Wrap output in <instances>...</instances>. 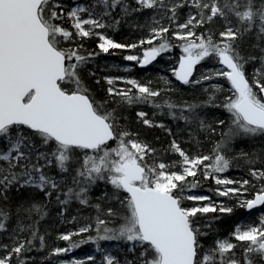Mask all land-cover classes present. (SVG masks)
<instances>
[{
	"label": "snow or ice",
	"instance_id": "6c2138e0",
	"mask_svg": "<svg viewBox=\"0 0 264 264\" xmlns=\"http://www.w3.org/2000/svg\"><path fill=\"white\" fill-rule=\"evenodd\" d=\"M134 2L135 7L126 0H93L88 6L78 4L66 10L61 0H0V199L7 200L12 190L35 189L46 198L55 194L62 206L72 200L89 205V193L97 182L111 185L113 195L109 197L105 192L97 199L115 200L119 208L109 207L105 211L99 203L92 205L105 216L95 217L96 235L72 242L73 236L90 232L92 224L59 234L57 240L68 242V246L52 248L53 256L89 241H125L131 245L130 253L139 249L138 256L127 264H254V256L264 262V215L257 224L236 225L230 236L238 243L217 239L214 246L205 249L200 237L207 234L195 223L197 215L231 213L233 208L214 204L208 196L185 195L186 190L199 187L197 178L201 174L205 180L211 178L218 186H224L216 189L219 196H240L250 184L247 179L233 181L216 174L230 168L231 160L224 153L234 141L264 136V55L259 57L261 67L254 69L250 80L245 66L258 58L243 56L235 43L253 30L258 39L264 38V0ZM97 6H102V11L97 12ZM185 6L195 12L189 11L185 21L178 23V10ZM116 10L122 16L160 10L168 26L154 16L155 26L150 27L146 38L134 44L117 43L97 31L115 26L102 20ZM218 17L225 22L218 39L210 31L199 34L195 31ZM230 17H235L239 26H231ZM65 19L71 21L70 28L63 25ZM119 23L117 19L115 24ZM169 33L178 45L167 38ZM93 36L99 41L100 52L106 54L112 49L142 48L141 55L124 57L141 67L178 46L181 54L170 72L183 85H200L218 77L227 81V89L216 83L204 88L207 99L200 103L177 104L170 100L156 102L164 92L171 91L169 88L154 90L150 81L105 77L111 102L166 108L174 120L198 122V127L210 134L206 139L218 135L207 154H189L173 139L168 151L180 159L165 163L155 148L139 139L138 133L120 124L116 108L107 106L109 101H97L91 95L81 79L80 69L98 53L81 54L83 44L79 41ZM208 58H215L221 67L192 79L195 67ZM161 79L166 85L171 83L166 77ZM118 81L129 87H117ZM218 94H224L219 102ZM203 107L223 108L229 114L228 120L217 119L213 127L198 116L197 109ZM136 115L146 127H164L149 119L144 111ZM239 158L249 165L253 179L264 180V156L260 152H241ZM258 163L262 166L256 167ZM233 184L239 187H228ZM185 200L208 203L185 207ZM259 205H264V184L252 199H240L237 206L251 210ZM19 211L29 215L36 212L41 218L47 215L36 202L27 208L21 206ZM9 219L10 213L0 208V232L8 230ZM26 231L30 237L20 238V233ZM11 238V246L0 244L3 252L0 264H13V258L16 264H27L25 253L32 250L34 239H39L40 248L45 247L44 236L31 224L19 223ZM240 246L242 257L238 258L234 250ZM97 250L103 251L98 243ZM94 259L87 257L88 261ZM103 261L118 264L112 255H104ZM61 264H85V261L74 259Z\"/></svg>",
	"mask_w": 264,
	"mask_h": 264
},
{
	"label": "trees",
	"instance_id": "16d2710c",
	"mask_svg": "<svg viewBox=\"0 0 264 264\" xmlns=\"http://www.w3.org/2000/svg\"><path fill=\"white\" fill-rule=\"evenodd\" d=\"M61 2L67 10L76 4L88 6L93 3V0H61ZM126 2L133 7L136 6L134 0H126ZM256 2L259 3V0H256ZM221 3H223V0H221ZM96 11H102V6H97ZM189 11L195 12V9H190L187 6L179 9L177 22L183 23ZM154 16L156 20H160L162 24L168 26V20L160 10H142L139 13H132L128 16H122L119 10H116L112 16L104 17L102 20L106 25L115 26L98 29L97 31L104 32L117 43H138V41L149 35L150 27L155 26L153 20ZM117 19L120 20L119 24H115ZM229 19L231 21V26H239V22L235 17H230ZM63 25L70 28L71 21L65 19ZM172 27L174 28L175 26L173 25ZM224 27V20L218 17L212 22L198 27L195 31L198 34L210 31L214 37L218 39L219 32L223 31ZM167 38L174 45L179 44L178 41L171 37V33L168 34ZM79 43L83 44L81 54L87 55L89 52L98 53V55L91 57L80 69L81 79L90 89L91 95L97 101H109L107 106L108 108H116V115L120 118V124L124 125L131 132L138 133L139 139L146 141L157 150V156L161 160L168 163L180 159L177 154L168 151L169 145L173 139H175L189 154H207L210 151L213 141L219 139L218 135L206 139L210 134L202 131L198 127V122L188 124L183 120H174L167 114L166 108L162 110L155 109L152 105L147 103L128 106L126 104L118 105L111 102L107 93L108 85L105 77H132L141 83H148L150 81V86L154 90L169 88L171 91L164 92L156 102L161 103L163 100H170L177 104H182L184 102L200 103L207 99V94L203 90L213 83L220 84L227 89L229 85L224 78L218 77L211 81H205L200 85H183L176 82L170 69L176 65L181 54V49L178 46L158 56V64L156 67L143 68L137 66L126 71L123 69L120 70L116 66L121 65L122 60L129 53L141 54L143 51L142 48L112 49L106 54L100 52L97 47L99 41L95 36L79 41ZM235 43L243 56L247 57L251 55L258 58L245 66L246 74L251 80L254 69L261 67L259 57L264 55V53L261 52V49H264V38L258 39L255 30H253L250 33H245ZM256 45H258V47H254ZM65 46L68 45L66 44ZM72 46H75V44ZM145 47H147V45H145ZM219 68L220 65L215 58H208L198 65L193 79H198L202 74H205L203 70L208 72L209 70L215 71ZM161 77H166L171 83L166 85ZM97 81H99V83H97ZM218 96L219 100L217 102L223 100L224 94H218ZM138 111L146 112L149 119H152L156 123H162L164 127L149 128L144 126L137 118L136 113ZM153 113H155V115H153ZM185 114L187 115L188 113ZM197 114L201 119L212 124L213 127H216L214 123L215 120L222 119L227 121L229 117V114L223 108L219 107L199 108L197 109ZM177 115H179L178 111ZM125 117L127 119H124ZM219 131L220 128H217V132ZM193 137H195V139H193ZM253 151L260 152V154L264 156V136L238 138L224 153L230 158L231 166L225 171L226 175H220L235 181H242L244 179L250 181V184L246 186L247 191L243 192L242 195L234 197L217 195L216 189L218 187L221 188L222 185L218 186L211 178L205 180L202 174L197 178L200 182L199 187L185 191V195H192L195 193L208 195L212 199L221 201V203L226 206L233 208L231 213H220L217 211L215 213L197 215L195 223L200 227L201 232L207 234L200 237V242L205 249L214 246V242L217 239H230L232 242L238 243L230 236V233L234 231L236 225L257 224L259 223L260 217L264 215V205L256 206L251 210L237 206L240 199L253 198L255 192L260 189L261 184H264V180L256 181L250 176L248 171L249 165L244 159L239 158V153H252ZM151 160L152 157H149V162H151ZM255 166L261 167L262 165L258 163ZM53 173L55 174L54 169ZM191 179L192 178H189L190 181ZM113 191L111 185H106L103 181H99L89 193V205H81L78 201L72 200L68 205L62 206L57 202L55 194L50 198H46L42 192L35 189H25L20 192L12 190L7 194V200L0 199V208H4L10 213V219L6 221L8 230L0 232V244H8L11 246L13 244V239L11 238L12 233L16 230L18 224L22 222L26 225L31 224L34 229L38 230L39 235L45 238V247L43 249L40 248V241L38 238L33 240L32 250L25 253L27 264H61L62 261L70 262L73 259L84 260L85 264H104L103 253L105 249H109L110 255L116 258L118 264H127L128 260H133L135 256H138L139 249H137L135 253H130L128 248L131 245L125 241H89L88 243L81 244L78 248H73L70 252L58 256L50 254L54 247L68 246V242L57 240L59 234L75 232L81 226L92 224L93 227L90 232L80 234L79 236H73L72 242L78 243L81 239L87 240L90 235L95 236V217L98 214L101 218H105V216L103 213H98L97 209L92 205L99 203L105 211L109 207L118 209L119 203L115 200L97 199L105 192L111 197ZM61 199H63V196H61ZM32 202L42 205L43 211H45L47 215L41 218L36 212H32L29 215L26 212L21 213L19 211L21 206L24 208L30 207ZM195 203H197V201L185 200L184 206L191 207ZM109 226L112 227L114 225L110 224ZM29 237L30 232L28 231L20 233V238L27 239ZM97 243L99 244V248L103 249V251L97 250ZM242 249L243 246H240L234 250L238 258L242 257ZM0 255H3L2 251H0ZM88 256H93L95 258L94 261H88ZM253 259L254 264H264L258 256H254ZM13 264H16L15 258H13Z\"/></svg>",
	"mask_w": 264,
	"mask_h": 264
},
{
	"label": "rangeland",
	"instance_id": "374dc122",
	"mask_svg": "<svg viewBox=\"0 0 264 264\" xmlns=\"http://www.w3.org/2000/svg\"><path fill=\"white\" fill-rule=\"evenodd\" d=\"M76 5H78V4H76ZM76 5H74V6H76ZM81 5V4H80ZM82 16H84L85 18H87V14L86 13H83V14H81ZM105 34V33H104ZM108 36V35H107ZM109 37V36H108ZM110 38V37H109ZM128 55H141V54H139V53H129ZM157 61L156 62H154L150 67H156L157 66ZM137 66H139L138 64H136V62H134V61H126L125 59H123L122 60V63H121V65H118V66H116L118 69H123V70H126V71H129V69H131V68H133V67H137ZM221 67V66H220ZM203 72H207V71H204L203 70ZM164 76V75H163ZM125 78H129V79H133L132 77H125ZM117 87H129L128 85H126V84H123V83H121V82H117V85H116ZM220 174H225L226 175V172H224V173H218V174H216L217 176H219L221 179H230V180H233V179H231V178H227L226 176H221ZM233 181H235V180H233ZM223 185H222V187H221V189H223ZM228 187H239V184H233V185H228ZM188 195V194H187ZM192 195H201V194H192ZM204 196H208V195H204ZM208 197H210V196H208ZM232 197H234V196H232ZM210 199H211V202L212 203H214V204H219V203H221V201H216V200H214V199H212L211 197H210ZM248 199H252V198H248ZM205 203H208V201H202V202H197V203H195L193 206H203V204H205ZM193 206H191V207H193ZM249 225V224H248ZM245 226H247V225H245ZM110 255V251H109V249H105L104 250V253H103V256L104 255ZM74 260V259H73Z\"/></svg>",
	"mask_w": 264,
	"mask_h": 264
},
{
	"label": "water",
	"instance_id": "95a60500",
	"mask_svg": "<svg viewBox=\"0 0 264 264\" xmlns=\"http://www.w3.org/2000/svg\"><path fill=\"white\" fill-rule=\"evenodd\" d=\"M158 58V57H157ZM157 60V59H156ZM155 60V61H156ZM155 61H153L151 64H153ZM151 64H149V65H151ZM149 65H146V66H149ZM196 68H197V66L195 67V70H194V74H195V71H196ZM193 78V77H192ZM175 81H177L176 79H175ZM178 83H180L179 81H177ZM182 84V83H181Z\"/></svg>",
	"mask_w": 264,
	"mask_h": 264
}]
</instances>
